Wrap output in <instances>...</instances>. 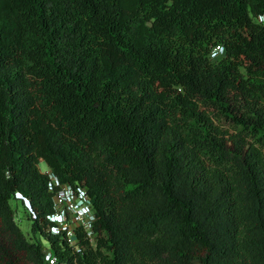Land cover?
Here are the masks:
<instances>
[{
  "label": "trees",
  "instance_id": "obj_1",
  "mask_svg": "<svg viewBox=\"0 0 264 264\" xmlns=\"http://www.w3.org/2000/svg\"><path fill=\"white\" fill-rule=\"evenodd\" d=\"M259 16L264 0H0V264L45 261L15 193L61 264H264ZM48 171L85 191L94 247L44 231Z\"/></svg>",
  "mask_w": 264,
  "mask_h": 264
},
{
  "label": "built area",
  "instance_id": "obj_2",
  "mask_svg": "<svg viewBox=\"0 0 264 264\" xmlns=\"http://www.w3.org/2000/svg\"><path fill=\"white\" fill-rule=\"evenodd\" d=\"M258 21L263 22L264 17L259 16ZM222 51L220 46H216L211 51V57ZM48 191L52 193L53 211L46 219L44 231L48 234L57 236L63 243L74 250L81 247V242L85 240L90 247L96 244V232L93 229L95 222L94 210L91 206L83 188L61 183L49 171ZM16 196L22 197L15 193ZM17 198V197H16ZM25 201V209L31 219H35L28 201ZM44 264H61L56 257L50 253L49 246H44Z\"/></svg>",
  "mask_w": 264,
  "mask_h": 264
},
{
  "label": "rangeland",
  "instance_id": "obj_3",
  "mask_svg": "<svg viewBox=\"0 0 264 264\" xmlns=\"http://www.w3.org/2000/svg\"><path fill=\"white\" fill-rule=\"evenodd\" d=\"M218 55H219V53L216 54L215 57H217ZM38 167L42 172L47 170V166L43 161L39 162ZM14 196L18 197L16 195H14ZM10 205L13 207L14 212H15L14 220H15L16 224L19 226V228L21 229V231L23 232V234L25 235V237L28 238L29 240L40 242L42 244V246H45L46 241L43 239V237H41L38 234L33 235L30 232V221L28 219V214H27L26 209H25L26 203L24 201H21V200H19V201L11 200Z\"/></svg>",
  "mask_w": 264,
  "mask_h": 264
},
{
  "label": "clouds",
  "instance_id": "obj_4",
  "mask_svg": "<svg viewBox=\"0 0 264 264\" xmlns=\"http://www.w3.org/2000/svg\"><path fill=\"white\" fill-rule=\"evenodd\" d=\"M17 198H19L21 201H24L23 199H22V197H17ZM25 202V201H24Z\"/></svg>",
  "mask_w": 264,
  "mask_h": 264
}]
</instances>
